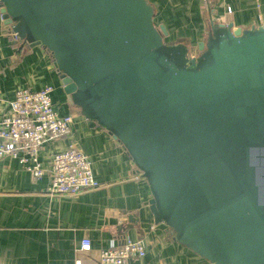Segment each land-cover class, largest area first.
I'll return each instance as SVG.
<instances>
[{"label": "water", "instance_id": "95a60500", "mask_svg": "<svg viewBox=\"0 0 264 264\" xmlns=\"http://www.w3.org/2000/svg\"><path fill=\"white\" fill-rule=\"evenodd\" d=\"M0 6L52 54L76 111L127 149L156 223L212 264H264V24L211 16L190 46L167 40L147 0Z\"/></svg>", "mask_w": 264, "mask_h": 264}, {"label": "crops", "instance_id": "0c3cea01", "mask_svg": "<svg viewBox=\"0 0 264 264\" xmlns=\"http://www.w3.org/2000/svg\"><path fill=\"white\" fill-rule=\"evenodd\" d=\"M147 1L171 44L197 45L211 16L244 28L264 24V0ZM4 26L0 11V114L20 87L52 85L56 109L73 114L74 122L69 136L44 146L41 160L49 165L52 153L74 143L89 156L101 185L75 195L55 194L49 176L34 180L16 158H0V264H74L76 259L96 264L100 251L119 244L126 233L146 247V255L131 264H212L179 243L165 223L155 222L146 178L119 140L69 103L52 54L9 35ZM131 214L133 226L120 231ZM86 237L92 248L79 251Z\"/></svg>", "mask_w": 264, "mask_h": 264}, {"label": "built area", "instance_id": "2783aa9c", "mask_svg": "<svg viewBox=\"0 0 264 264\" xmlns=\"http://www.w3.org/2000/svg\"><path fill=\"white\" fill-rule=\"evenodd\" d=\"M2 18L5 21L3 14ZM7 29L11 36L17 37L9 26ZM54 90L52 85L39 90L27 87L17 90L14 99L8 103L7 111L0 114V158H16L34 180L49 176V190L55 194L75 195L98 188L101 182L94 174L89 156L74 143L52 153L49 165L41 160L44 146L69 136L74 122L73 114L61 113L56 109ZM91 248L92 241L88 237L83 238L78 246V250L84 252ZM145 255L143 241L126 233L121 236L119 244L100 251L96 264H131V261ZM74 264L85 263L82 259H76Z\"/></svg>", "mask_w": 264, "mask_h": 264}, {"label": "trees", "instance_id": "16d2710c", "mask_svg": "<svg viewBox=\"0 0 264 264\" xmlns=\"http://www.w3.org/2000/svg\"><path fill=\"white\" fill-rule=\"evenodd\" d=\"M5 28H8V25L7 24H5V26H4Z\"/></svg>", "mask_w": 264, "mask_h": 264}, {"label": "rangeland", "instance_id": "374dc122", "mask_svg": "<svg viewBox=\"0 0 264 264\" xmlns=\"http://www.w3.org/2000/svg\"><path fill=\"white\" fill-rule=\"evenodd\" d=\"M9 35H10V33H9ZM145 225V224H144ZM172 236H173V234L171 233V232H169ZM174 237V236H173Z\"/></svg>", "mask_w": 264, "mask_h": 264}]
</instances>
